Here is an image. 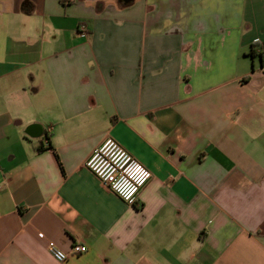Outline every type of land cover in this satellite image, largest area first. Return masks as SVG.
<instances>
[{
	"label": "crops",
	"instance_id": "0c3cea01",
	"mask_svg": "<svg viewBox=\"0 0 264 264\" xmlns=\"http://www.w3.org/2000/svg\"><path fill=\"white\" fill-rule=\"evenodd\" d=\"M0 264H264V0H0Z\"/></svg>",
	"mask_w": 264,
	"mask_h": 264
},
{
	"label": "built area",
	"instance_id": "2783aa9c",
	"mask_svg": "<svg viewBox=\"0 0 264 264\" xmlns=\"http://www.w3.org/2000/svg\"><path fill=\"white\" fill-rule=\"evenodd\" d=\"M84 166L103 187L130 205L134 204L141 188L151 178V172L112 137L105 138L93 148ZM47 249L56 261L62 262L70 255L84 252L86 246L74 242L69 251H64L49 241Z\"/></svg>",
	"mask_w": 264,
	"mask_h": 264
},
{
	"label": "trees",
	"instance_id": "16d2710c",
	"mask_svg": "<svg viewBox=\"0 0 264 264\" xmlns=\"http://www.w3.org/2000/svg\"><path fill=\"white\" fill-rule=\"evenodd\" d=\"M250 55L253 57V51L250 53ZM52 153H53V155H54V157H55V159H56V161H57V163H58V165H59V167L61 168V163H60V161H59V159H58V155H57V153L52 149Z\"/></svg>",
	"mask_w": 264,
	"mask_h": 264
}]
</instances>
